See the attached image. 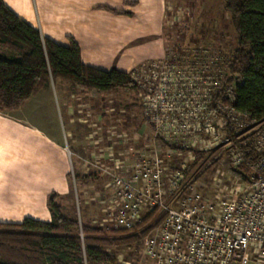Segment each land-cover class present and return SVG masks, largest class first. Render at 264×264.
<instances>
[{
  "label": "built area",
  "instance_id": "2783aa9c",
  "mask_svg": "<svg viewBox=\"0 0 264 264\" xmlns=\"http://www.w3.org/2000/svg\"><path fill=\"white\" fill-rule=\"evenodd\" d=\"M205 43L185 67L149 64L159 83L136 84L145 119L154 126V140L172 154L231 152L232 166L246 171L238 172L247 192L213 199L188 182L187 163L168 169L172 156L164 161L157 151L135 163L128 157L112 159L111 167L95 162L111 195L93 224L106 232L132 231L157 213V226L143 241L151 264H264V121L233 107L243 81L222 84L231 61L222 54L213 58L217 46Z\"/></svg>",
  "mask_w": 264,
  "mask_h": 264
},
{
  "label": "crops",
  "instance_id": "0c3cea01",
  "mask_svg": "<svg viewBox=\"0 0 264 264\" xmlns=\"http://www.w3.org/2000/svg\"><path fill=\"white\" fill-rule=\"evenodd\" d=\"M2 1L42 37L61 46H69L73 39L80 47L83 63L89 67L133 75L168 57L167 21L174 0ZM204 27V33H209L207 24ZM0 54L6 51L0 48ZM119 92L131 91L120 89L113 94ZM111 95L71 87L59 80L34 95L19 111L0 113L1 224H20L27 218L50 222L49 197L58 194L61 202L71 193V183H76V164L80 173L87 174L79 162L80 156L85 153L94 159L102 149L110 148L112 141H102L98 128L102 118L112 122L116 117L109 114L110 107L107 112L100 111L104 108L101 97ZM83 98L89 101L84 103ZM55 101L61 103L62 120L72 130L71 146L57 138V130L49 131L47 126L52 114L58 115L56 106L53 110ZM141 107V129L147 132L150 126L155 135L154 126L146 121ZM76 126L79 131L75 135ZM110 195L109 191L107 196Z\"/></svg>",
  "mask_w": 264,
  "mask_h": 264
},
{
  "label": "trees",
  "instance_id": "16d2710c",
  "mask_svg": "<svg viewBox=\"0 0 264 264\" xmlns=\"http://www.w3.org/2000/svg\"><path fill=\"white\" fill-rule=\"evenodd\" d=\"M223 2L237 38L227 84L243 81L234 91L233 107L263 122L264 0ZM0 48L8 54H0V113L19 111L34 95L59 80L100 94L136 89L131 74L85 65L73 39L69 46H61L42 37L2 0ZM59 198L54 193L48 199L50 222L27 218L20 224L0 223V264H117L106 248L133 245L157 226L150 225L157 215L152 213L132 231L106 232L64 213Z\"/></svg>",
  "mask_w": 264,
  "mask_h": 264
},
{
  "label": "rangeland",
  "instance_id": "374dc122",
  "mask_svg": "<svg viewBox=\"0 0 264 264\" xmlns=\"http://www.w3.org/2000/svg\"><path fill=\"white\" fill-rule=\"evenodd\" d=\"M174 1L175 4L169 8L167 21L169 50L165 61L168 62V69L172 71L174 67L182 68L191 64L193 51L197 47L203 48L201 46L206 45L205 42L208 43L210 41L217 46V50L214 49L216 53L213 58H216L217 54H222L223 57L231 61L232 53L237 46V38L232 28L230 17L224 11L223 0ZM205 24H207V32H209L207 34L204 33ZM181 57L182 62H184L182 65L179 63ZM149 68V65H147L140 70H136L133 74L136 86L134 92L111 93L110 97H101L104 98L101 100V106L104 108L100 111L102 113L107 112L110 107L108 110L109 114H115L116 116L112 122H108L103 118L99 122L100 127L98 129L103 134L102 141L110 139L112 141L110 148L102 149L99 157L94 159L88 153V155L84 153L83 157L80 156L79 162L82 163L87 174L80 173V167L76 164L74 168L76 183L72 181L71 193L61 202L59 201L64 213H69L73 217L78 218L82 224L96 227L93 222L105 209L103 204L110 199L107 196L110 181L102 175L99 169L92 165L95 162L111 167L112 159L125 160L123 158L128 157L132 163H135L145 157L150 158L157 151L164 161L167 160L169 154L172 156L168 169L173 170L181 164L187 163L190 168L187 178L188 182L198 184V187L213 199L214 196L224 198L234 194L242 195L247 192L244 177L239 175V172L232 166L231 152L222 149L212 150V152L200 153L192 151L189 153V151H182L179 154H172L168 151L167 146L155 144L157 142L150 131V126L147 132L141 129V87L136 84L159 83V79L152 78ZM163 71L164 73L167 72L165 69ZM230 79L231 75L228 73L227 77L220 78V81L222 84H227ZM87 101H89L88 98H85V100L83 98L84 103ZM58 103V101H55L53 105V110L56 106L58 115L55 117L51 113L53 117L47 126L49 131L57 130V138L61 137L65 143L68 141L71 146L72 136H69V134L72 133V130L63 122L60 112L61 103L60 105ZM105 115L108 116V114ZM143 123H145L144 120ZM83 128L85 129V127ZM73 129L76 135V132L79 131V126ZM82 176H85V178H82ZM88 176L89 178H87ZM156 219L157 216L150 222V225H155ZM145 238L130 246L108 247L105 250L116 257L117 264H151L143 252V241Z\"/></svg>",
  "mask_w": 264,
  "mask_h": 264
}]
</instances>
